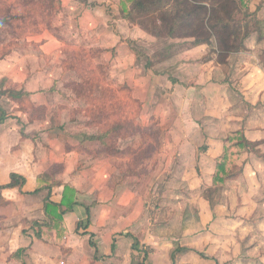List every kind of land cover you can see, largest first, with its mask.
Masks as SVG:
<instances>
[{
    "label": "crops",
    "instance_id": "crops-1",
    "mask_svg": "<svg viewBox=\"0 0 264 264\" xmlns=\"http://www.w3.org/2000/svg\"><path fill=\"white\" fill-rule=\"evenodd\" d=\"M252 1L250 8L254 10L257 1L253 8ZM118 3L119 0H61V10L48 28L58 30L59 26L64 27L67 33L68 29L72 30V39H63L54 29L46 28L36 36L17 40L26 47L13 49L0 57V91L17 90L28 94L16 100L0 96V107L9 114L0 123V185L9 181L10 173L26 179L21 192L18 187L1 191L7 203L0 207V224L12 222L2 224L0 228V264H20L13 258L4 261V254H13L20 248H27L26 264H110L112 256L123 257L126 264L132 243L129 233L140 235L145 244L155 245L157 249L166 247L164 241L159 240L163 238H156L157 227L144 207V194L127 187L126 179L120 176V157L96 155L93 149L97 144L81 143L82 136L93 130L84 126V116L73 115L75 109L84 110L87 103L84 96L74 94L73 85L82 86V81L73 69L65 68L72 60V54L68 57L66 52L74 54L79 49L84 50L92 74L99 81L106 79L108 84L101 85L120 95L125 113L129 108L132 113V104L126 99L130 101L129 98L133 97L139 100L142 109L161 110L171 102L178 115L169 122L160 111H154L152 121L158 127L168 124L165 133L158 137L161 142L159 150L169 156L178 154L180 165L173 166V171L181 168L187 174L207 172L211 185L222 139L234 130H243L251 141L261 140L259 147L264 149V115L245 118L218 112L213 123L209 118H202L207 102L212 104L218 95H221L222 102L215 100V109L231 108L235 104L241 108L248 105L257 113L264 110V71L260 70V59L256 55L258 49L264 50V41L257 40L255 32L251 33L245 41L246 49L230 54L226 65L217 63L216 54L210 51L213 45L194 46L190 44L191 39L165 44L167 47L171 44V48L161 57L152 58L147 53L149 60L140 63L133 45L138 42L146 44L154 37L126 21ZM257 14L264 22V3ZM100 67L103 73L96 74ZM250 68L251 74L248 75ZM225 73L230 77V83L232 77L246 74L249 79L257 81L252 86L246 85L248 88L242 87L232 99L229 84L223 81ZM245 91H249L250 96L241 100ZM158 95H162L166 102L155 100ZM33 110L42 112L34 116ZM196 110H199V116ZM141 125L146 124L141 122ZM203 126L210 133L206 130V134L201 133ZM219 126L225 129L221 135L217 133ZM205 137L210 141L205 152L198 155L196 148L189 152L192 140ZM248 157L243 174L230 181L238 188L240 200H237L235 215L240 218L264 212V200L256 196L264 188V181H261L264 169H261L258 158ZM42 174L60 182L51 189L53 202L61 201L65 185L74 190L66 194L67 201L72 198L76 204L72 211L63 215L64 232L60 239L57 230H45L41 239L34 237L32 230L22 233V220L45 218L43 199L48 189L44 187L34 192L37 177ZM228 207L231 210L226 214L231 215L234 205ZM220 213L212 212L211 215L221 219L223 215ZM87 217L90 220L87 231L92 234L96 249L90 245L89 234L75 231L76 222ZM204 221L208 222L205 214ZM183 248V251L188 250ZM148 261H151L150 257Z\"/></svg>",
    "mask_w": 264,
    "mask_h": 264
},
{
    "label": "rangeland",
    "instance_id": "rangeland-1",
    "mask_svg": "<svg viewBox=\"0 0 264 264\" xmlns=\"http://www.w3.org/2000/svg\"><path fill=\"white\" fill-rule=\"evenodd\" d=\"M49 1L50 0H31L30 2L32 3L28 4L29 1L27 0H0V57H3L7 52L13 49H22V47H26L23 42L20 44L17 40L36 36L39 34V30L43 31L46 28L47 30L54 29L58 32L59 37H62L63 39H72V30L68 29L67 33L64 27L60 28L59 26V29L57 30L55 27L48 28V25H46L45 10ZM256 1L257 0L252 1V8L255 6ZM39 13H41L40 16L38 15L39 17L33 18L34 15ZM36 20H38L37 23H35ZM250 27L249 23L245 24V30L250 29ZM154 39L150 38V41L146 44L138 42L133 45L134 49L138 51L137 57L140 63L144 62V60H149L147 53H150L152 58H157L158 56L161 57L168 48H171V44L168 47L165 44L174 42V40H184L169 38L158 39L155 37ZM259 52L261 53L259 54ZM66 55H68V57L71 55V63L79 58L76 53L73 54L71 52H66ZM256 55H258L260 59V70L264 71V66L262 65L263 58H261L262 50L258 49ZM95 73H103L102 68L100 67ZM247 74H251V68ZM247 74L244 77H232L231 83L229 82L230 77L227 73L224 74L223 81H225V84H229L228 89L233 93V97L231 96L232 99L242 87L248 88L246 85L252 86V84H256L257 79L253 81L252 78L249 79L247 77ZM92 76H94V74H92ZM100 77L102 79V75ZM255 78H258V76ZM90 80L92 79L90 78ZM260 80H262V78ZM95 83H97V89L94 88L93 92L96 96H99L103 89H109L108 87H103L108 84L106 79L104 82L98 80V82ZM73 87H75L74 94L76 97L84 96V94L86 95L89 90V87L83 83L82 86L73 85ZM165 89V91L170 93V90L167 88ZM2 92L3 91H0V96ZM103 94L106 96V93ZM249 96L250 92L245 91L241 96V100L245 97L248 98ZM5 97L10 99L8 96ZM118 98H120V95H118ZM220 98L221 95H218L214 98L212 104L208 105L207 102L205 112L204 108L202 110L203 119L206 120L209 118L211 123H213V119L216 120V117L219 116L218 112L229 113L234 117L237 115H243L245 118L249 116L262 117L264 115V110L261 108L260 110L262 111L257 113L256 109L253 111L250 106L244 104V107L242 108L239 106L237 107V105L234 104L231 108L224 107L223 109H215L214 104L216 102H222ZM158 99H160V102H166V99L163 98L162 95L155 96V100ZM126 100L127 103L130 102L128 99ZM130 103L132 104V102ZM132 105L133 111L132 113H129L131 108H129V110L127 109L126 117H131L134 124L138 122L137 125H139L140 128L145 129L147 135L151 137L155 132L160 135L164 134L168 128V124H161L158 127L153 123L154 121H152V117H155L154 111H160L165 119H169V122L178 115V110L172 108L171 102H169L167 107L162 106L161 110L141 108L139 113L134 101ZM117 106L119 110H116V114L111 116V119L119 120L122 117H125V110L121 98L118 99ZM6 107L9 110V106ZM19 108H21V106ZM196 111L199 116V110ZM40 112L42 111L33 110V115L39 116L41 114ZM190 113H192L191 109ZM73 115L74 117L84 116V126L86 128H91L93 130L92 133L97 132L100 127V125L94 124L87 125V122L91 117L86 114V109H75ZM141 122L146 125H141ZM75 124L76 122H74L73 126H75ZM118 126H121V128L117 129L116 134L119 133L122 137L119 139V135H116L113 139L112 146L121 150L122 153L125 152V154L118 155V157H120L118 163L121 166L118 171L120 176L123 177L128 173L125 164L130 165L135 157L141 155L144 152L143 149L148 148L151 144H148L149 136L132 134L123 137V134L128 129L124 128V125L118 124ZM112 127H114V125H112ZM217 128V133H219V135H221L222 131H225L221 126ZM201 129V133H205L204 130L210 133L204 126ZM209 142L210 141H208L206 137L203 138V140H192L188 150L189 152H192L193 149L196 148L199 155L207 150V143ZM160 144L161 142L159 141L157 150H147L148 152H144L147 154H143L142 159L138 161V165L135 168L136 174H129V176L126 175V178L123 177V180L126 179L127 187L134 189V191L139 190L140 194H144L142 196L144 207L148 210V217L151 222L155 223L157 227L156 238H163L159 240L162 242L164 241V246H166L162 248V250L157 249L155 248V245L152 247L145 244L140 235L136 236L133 234L137 240L145 244V246L150 247L148 258L150 257L151 261L147 260V264H169L171 262V253L177 246L186 247V249H188L178 252L176 255V262L181 264H264V212L262 211L256 214L252 213L241 218L238 214L235 215L237 200H240L236 185L232 184L230 181L221 185H210L208 178L209 173L207 172L201 173L199 171H192L187 174L186 172H182L181 168L180 170L177 169L176 171H173V166L180 165L179 156L178 154H175V156L171 154L169 156L165 151H160ZM202 146H206V149ZM128 150L129 152L127 153L126 151ZM261 150L262 153H264V149L262 148ZM258 161L263 170L264 157L258 158ZM261 181H264V177L261 178ZM256 196H258V199L261 201L264 200V188L261 189L260 193ZM0 197L3 198L2 195ZM3 199L5 200V198ZM6 203L7 201L5 200V203L1 204L0 207L5 206ZM229 204L234 205V212L231 215L226 214L231 210V208L228 207ZM212 212H221L220 214L223 215V218L217 219L215 216L211 215ZM204 214L208 222L204 221ZM211 218L215 220L210 221ZM11 222V220L7 222L3 221L0 224V228L3 227L2 224L10 225ZM24 222L26 223L28 221L22 220V227L24 226ZM189 227H191V230H188ZM130 238L133 243L134 239L132 237ZM169 240H171L170 243H167ZM8 255L9 254H4V261L5 259L6 261L11 260V254ZM112 257L113 260L110 264H124L123 257ZM15 260L19 261V259ZM130 261L131 253L126 264H129Z\"/></svg>",
    "mask_w": 264,
    "mask_h": 264
},
{
    "label": "trees",
    "instance_id": "trees-1",
    "mask_svg": "<svg viewBox=\"0 0 264 264\" xmlns=\"http://www.w3.org/2000/svg\"><path fill=\"white\" fill-rule=\"evenodd\" d=\"M29 1L28 4L32 3ZM252 0H119L118 7L122 17L136 24L140 29L158 39H191L190 44L197 45H213L210 50L216 54V61L221 65L227 64V58L232 53H238L246 49L245 41L251 33H256L257 40L264 41V22L258 17V10L264 3V0H257L254 10L250 8ZM61 10V0H50L45 10L46 25H50L54 17ZM41 13L34 15L37 18ZM36 20L35 23H37ZM251 26L245 30V24ZM40 28V27H39ZM39 30L38 32H40ZM134 49V48H133ZM136 55L138 51L134 49ZM79 57L76 62L69 63L65 66L66 69H73L80 77L83 84L89 87L86 98L87 107L86 114L89 115L88 124L100 125L97 132L92 134H84L81 143L94 142L97 146L93 149L96 155L108 154L119 155L125 154L121 150L112 146L113 139L116 135L122 137L121 134H116L117 129L124 125L128 130L123 134V137L132 134L143 136L147 135V131L142 129L136 123H133L132 118L125 117L121 119H111V116L116 114L118 108V95L110 89H103L99 96H96L93 89L96 87L99 78L92 76V71L86 62L87 56L83 49L76 52ZM264 57V50L262 57ZM91 75V76H90ZM92 80H90V78ZM103 93H106L104 96ZM1 95L8 96L10 99H21L27 97V93L22 91L5 90ZM129 94H127V97ZM130 102L136 104V108L141 110V104L136 98H129ZM133 107V105H132ZM84 109V110H85ZM133 111V108H132ZM9 117L7 111L0 107V123ZM114 125V127H112ZM116 125V126H115ZM139 130V132H138ZM137 132V133H136ZM159 133L155 132L148 142L151 144L147 150H157L159 145ZM262 141H251L247 139L243 130H234L226 134L222 139V149L220 154L215 158L214 170L211 174V184L221 185L228 181L237 180L244 172L248 156L253 155L255 158H263L264 153L260 149ZM153 147V148H152ZM206 149V146H202ZM143 148V147H141ZM127 153L129 152L126 151ZM135 157L134 161L127 166L128 173L123 177L126 178L129 174H136L135 168L138 161L142 159L143 154ZM148 152V151H147ZM127 175V176H126ZM122 177V179H123ZM25 177L10 173L9 181L0 185V194L4 189L18 187L21 192L22 186L25 184ZM60 184L57 180H52L47 174H42L37 177V187L35 193L39 192L44 187L48 189L47 195L43 199L44 219L32 220L24 222L22 233L27 234L32 230L34 237L41 239L45 230H57V238L60 239L64 232L63 215L73 210L76 201L70 198L67 201V191L73 190L68 185L64 186L62 199L59 203L53 202L50 199L51 189L54 185ZM74 191V190H73ZM1 196V195H0ZM5 200L0 197V205L4 204ZM90 223L89 217L84 221L78 220L75 224V231L79 234H89L87 227ZM90 245L97 248L96 243L91 239ZM134 239L131 244V261L129 264H147L149 256V246L137 240L133 234H127ZM113 248V244H112ZM27 248H20L11 257L19 259L20 264H26L24 255ZM185 248L177 246L171 253V262L169 264H181L176 262V255ZM96 256H94V259Z\"/></svg>",
    "mask_w": 264,
    "mask_h": 264
}]
</instances>
